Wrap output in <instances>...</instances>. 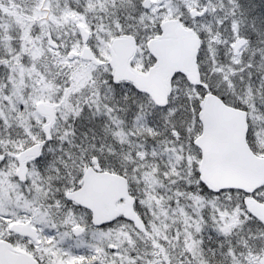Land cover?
<instances>
[{
	"label": "snow or ice",
	"instance_id": "6c2138e0",
	"mask_svg": "<svg viewBox=\"0 0 264 264\" xmlns=\"http://www.w3.org/2000/svg\"><path fill=\"white\" fill-rule=\"evenodd\" d=\"M0 264H264V0H0Z\"/></svg>",
	"mask_w": 264,
	"mask_h": 264
}]
</instances>
